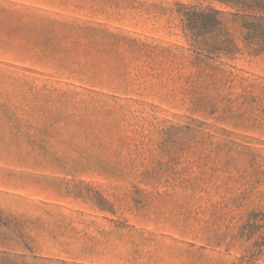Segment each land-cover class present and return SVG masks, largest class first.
Wrapping results in <instances>:
<instances>
[{
  "label": "rangeland",
  "instance_id": "1",
  "mask_svg": "<svg viewBox=\"0 0 264 264\" xmlns=\"http://www.w3.org/2000/svg\"><path fill=\"white\" fill-rule=\"evenodd\" d=\"M179 4L0 0V264H264V56Z\"/></svg>",
  "mask_w": 264,
  "mask_h": 264
},
{
  "label": "trees",
  "instance_id": "2",
  "mask_svg": "<svg viewBox=\"0 0 264 264\" xmlns=\"http://www.w3.org/2000/svg\"><path fill=\"white\" fill-rule=\"evenodd\" d=\"M192 1L179 4L177 11L189 51L196 61L210 66L218 81L230 80L229 73L224 75L208 61L233 60L243 54L264 56V0Z\"/></svg>",
  "mask_w": 264,
  "mask_h": 264
}]
</instances>
